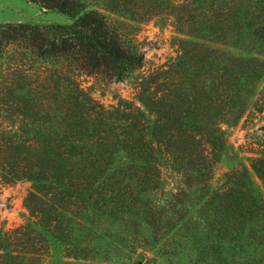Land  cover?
<instances>
[{
    "label": "trees",
    "instance_id": "1",
    "mask_svg": "<svg viewBox=\"0 0 264 264\" xmlns=\"http://www.w3.org/2000/svg\"><path fill=\"white\" fill-rule=\"evenodd\" d=\"M29 1L72 20L0 23V64L10 46L17 51L0 69V110L29 115L0 124V181L31 182L24 203L36 224L71 244L101 209L195 190L215 231V261L264 264V153L215 179L225 127L264 75V0ZM158 15L187 37L176 57L138 75L133 99L99 103L78 77L121 82L140 70L144 52L128 28ZM245 35L252 55L225 49ZM76 249L75 261L88 260ZM47 250L29 224L0 228V264H45Z\"/></svg>",
    "mask_w": 264,
    "mask_h": 264
},
{
    "label": "rangeland",
    "instance_id": "2",
    "mask_svg": "<svg viewBox=\"0 0 264 264\" xmlns=\"http://www.w3.org/2000/svg\"><path fill=\"white\" fill-rule=\"evenodd\" d=\"M7 22L67 24L72 20L57 11H44L29 0H0V23ZM131 24L133 27L128 29L136 33L139 48L144 52L143 67L121 82L96 75L78 77L90 96L105 106L115 104L118 97L133 99L135 78L175 58L180 41L187 38L177 32L173 19L166 15ZM254 48L255 43L248 35L234 46L225 47L230 53L245 56L252 55ZM16 56V48L10 46L3 55L0 69H5ZM29 63L26 58L24 68H28ZM20 120L29 121L28 113L18 118L0 110L1 125L18 124ZM225 129L227 147L215 165L216 180L231 166L249 165L248 158L264 153V75L240 120ZM123 160V155L118 154L111 171ZM31 185L27 180L11 184L0 181V228L29 224L46 237L45 264H218L213 257L217 245L215 231L209 226V212L199 211L205 196L200 198L195 190H189L175 200L161 194L156 200L144 197L133 206L118 207V204L112 213L109 209H101L99 215L90 216L92 223L84 230L82 227H79L81 231L75 230L71 244H66L36 224L26 208L24 200ZM76 247L84 249L88 260L75 261L72 255Z\"/></svg>",
    "mask_w": 264,
    "mask_h": 264
}]
</instances>
